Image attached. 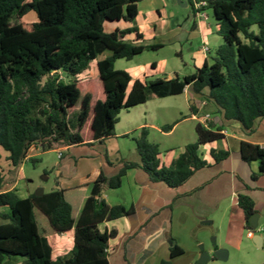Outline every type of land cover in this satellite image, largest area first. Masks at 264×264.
Masks as SVG:
<instances>
[{"label": "trees", "instance_id": "16d2710c", "mask_svg": "<svg viewBox=\"0 0 264 264\" xmlns=\"http://www.w3.org/2000/svg\"><path fill=\"white\" fill-rule=\"evenodd\" d=\"M142 1L0 0V147L8 152L7 160L13 167L21 168L36 149L47 152L82 145L90 109L91 138L102 142L114 135L122 111L146 104L151 96H180L187 87L213 103L226 120L238 122L246 134L254 132L255 122L264 118V0H205L203 9L212 11L223 39L209 55L211 64L206 61L184 78L175 73L136 80L128 92L132 78L117 70L116 62L131 61L159 48L126 41L133 33L142 38L135 26L108 32L106 24L134 23ZM32 12L36 20L23 22ZM14 19L20 21L13 24ZM106 52L110 54L98 61ZM95 61L100 96L94 101L95 83L85 82L81 76ZM173 127L163 130L170 132ZM195 131L196 142L188 144L170 166H164L159 146L149 140V129H140L134 139L140 162H122L113 177L100 173L78 217V207L65 189L27 198L16 188L4 190L16 180L1 168L0 208L8 207L9 213L0 215V264H109L110 241L118 233L102 231L101 225L131 216L134 209L111 207L104 200L99 203L104 188H120L127 171L136 168L153 182L172 189L181 187L209 166L199 155L200 147L224 139L221 128L214 131L199 123ZM240 154L248 164L259 163L264 175L263 148L242 142ZM211 156L219 163L228 159L230 152L212 150ZM237 203L245 217V229L252 230L250 217L256 213L253 199L239 194ZM40 214L46 218L42 222ZM72 230L71 255L54 259L48 235ZM170 252V259L161 264H172L184 254L175 243Z\"/></svg>", "mask_w": 264, "mask_h": 264}, {"label": "crops", "instance_id": "0c3cea01", "mask_svg": "<svg viewBox=\"0 0 264 264\" xmlns=\"http://www.w3.org/2000/svg\"><path fill=\"white\" fill-rule=\"evenodd\" d=\"M174 2L182 6H188L187 0H174ZM165 3L164 0H144L138 3V16L134 23H126L124 21L110 23L106 24V29L111 32L117 28L124 30L135 26L138 28V33L142 38H138V35L133 33L128 35L125 40L135 45H153L159 48L156 50L159 51L164 44L156 43V41L163 36L164 30L168 27L167 21L164 20L166 13ZM197 18L195 29L200 32L204 42L206 40L205 33L211 29V25L206 23L205 27V21L207 20ZM176 39V36H174L173 40L175 41ZM209 55L203 49L201 52L195 53V68H201L209 60ZM101 56L103 58H100ZM101 56L98 61L107 57L105 54ZM93 63H96L97 68V61ZM158 68V66L149 67L145 65H131L126 68L125 71L132 78L128 92L131 90L134 81H144L146 78L154 79ZM180 96H185L186 101L190 102L188 111L191 113V116L189 118L184 117L181 123L190 120L201 124V121L197 120L196 117L201 118L209 115V127L214 131L221 128L224 139L200 147L199 155L209 163V166L197 171L184 185L177 189L169 188L164 183L153 182L148 174L139 168L127 171L120 188H104L101 199L107 205L111 207L121 205L134 209V213L131 216L101 225L102 231L116 230L118 233L117 237L110 241L109 264H161L162 261L170 259V247L173 243L180 247L184 254L175 258L172 264H183L181 261L184 258L189 260L188 264H195L200 255L206 252L203 246V226L214 222L211 215L220 209L224 199H229L230 197L231 202H233L232 200L237 199L239 194H246L253 199L256 213L259 214L258 227L264 229V175L260 174L259 163L252 162L248 164L241 159L240 154L242 142L258 145L264 149V118L255 122L253 133L246 134L238 122L226 120L223 113L213 103L208 102L201 95L194 94L189 87ZM196 96H201L202 99L199 100ZM165 121L167 120L165 119ZM157 123L145 121L136 126V130L142 128L159 130L162 122ZM129 129H133V126ZM129 131L117 133L115 130L113 137L126 139L129 136ZM173 131L174 129L166 133L170 134ZM162 132H164L163 127ZM212 150H228L230 156L226 160L215 163L211 156ZM57 151H61L62 154L63 152L69 153L67 163H65L64 154L60 158V173L67 171L71 167L72 177L80 171L78 165L80 160L87 157L92 158L98 154V151L102 156L104 155V161L99 165L100 168L97 167L98 169L93 170L94 172L90 174L91 180H89V184H86L89 192L81 196L77 194L80 197V202L77 205L76 217L79 216L86 199L90 196L92 184L100 173L107 177H113L119 173L122 168V162H140L138 154V160H121L119 163H115L105 156L107 152L106 144L103 141L98 142L92 138H84L82 145L61 148L57 149ZM183 151L184 149L168 157L160 154L161 165L170 166ZM33 156L34 154H31L28 160ZM16 185L17 182L7 186L4 190L17 189ZM72 188L76 189V187ZM77 192L78 189L75 193ZM30 194L27 189L26 195L21 197L27 198ZM241 212L243 214L242 210ZM8 213V207L0 208V215ZM242 225L245 227L244 214ZM260 236L263 240L261 249L264 252V230ZM47 239L52 247V256L57 259L58 257L55 254L61 255L72 251L74 230L64 234H49ZM259 260L261 261L260 264L263 263L264 257L262 258L261 255Z\"/></svg>", "mask_w": 264, "mask_h": 264}, {"label": "rangeland", "instance_id": "374dc122", "mask_svg": "<svg viewBox=\"0 0 264 264\" xmlns=\"http://www.w3.org/2000/svg\"><path fill=\"white\" fill-rule=\"evenodd\" d=\"M164 2H166L164 20L167 21L168 27L164 30L163 36L159 37L156 41V43L164 44L163 48L159 51H145L132 61L119 60L115 66L117 70L125 71L131 65L158 66L159 68L154 75V79L165 78L174 73L180 78H184L196 72L194 65L195 53L201 52L202 49L208 47L211 51L207 54L213 55L214 51L223 44V39L218 34L217 22L213 17L212 11H206L208 19L207 21L204 20L205 27L206 23H209L211 29L205 33L206 40L203 42L200 32L195 29L198 21L196 20V9L189 4L188 6L175 4L174 0H164ZM36 17V14L32 12L25 16L22 21L25 23L33 22L36 20ZM19 21L14 19L13 24ZM174 36L177 38L175 41L173 40ZM109 54V52L105 53L106 56ZM100 58H103V56ZM208 61L211 64V60L209 59ZM81 77L85 82L92 81L95 83L93 99L94 101L97 100L100 96V90L97 85L99 83V76L96 63H92L88 72ZM197 98L199 100L202 99L201 96ZM188 107H190V102L186 101L185 96H172L162 99L151 96L146 104L128 111H122L120 114V122L116 125L115 130L117 133L130 130L129 136L126 139L115 138L113 136L104 139L103 142L107 148L105 156L115 163H119L121 160H138L139 156L134 139L139 136L140 130H136V126L145 121L154 124L162 122L159 130L149 129V140L159 146L162 155L168 157L169 155L177 154L188 144L195 143L197 140L195 131L197 122L189 120L181 123L184 117L189 118L191 116ZM76 109L77 107L74 110ZM92 114V109H90V119L82 130V136L85 139L91 138L90 124ZM178 122L179 124H177ZM166 125H174V131L170 134L162 132V127ZM131 126H133V129H129ZM0 153L2 155L0 169L2 168L10 179L16 180V187L20 196L26 195L27 189L31 194H35L40 189L49 193L57 190L58 187H63V189L65 188L67 190L68 197L75 207L80 202V197L77 194L81 196L89 192L86 184H89V180H91L90 174L94 172L93 170L100 168L99 165L104 161V155L102 156L98 151L96 156L80 160L78 164L80 171L72 177L71 167L67 171L60 173L61 160L58 157L57 150L43 152L41 149H36L32 152L34 154L31 157L33 161H25L21 169L20 167L15 168L11 165L7 160L9 156L8 152L1 147ZM63 154L66 160L65 163H67L69 153L63 152ZM71 187H76V189H71ZM77 189L78 192L75 193ZM232 201L230 197L229 199H224L220 209L211 215L214 222L203 226V246L205 251L212 257L206 264H260L259 257L262 255L263 258L264 252L257 247L253 238L247 237L249 230L245 229L244 225H242L243 214L237 205V199ZM39 219L42 222L46 218L40 214ZM259 228L260 230H252L257 235H261L264 229ZM218 250H224V259H219L214 256ZM70 255L71 251L62 253L61 255L55 254L57 257ZM199 259L200 257L195 261L197 264ZM181 262L188 264L189 260L184 258Z\"/></svg>", "mask_w": 264, "mask_h": 264}, {"label": "water", "instance_id": "95a60500", "mask_svg": "<svg viewBox=\"0 0 264 264\" xmlns=\"http://www.w3.org/2000/svg\"><path fill=\"white\" fill-rule=\"evenodd\" d=\"M187 5V4H186ZM58 190H61V187H58ZM37 196H42L44 194V191L42 189L38 190L36 193H35ZM102 201L101 198L98 199V202L100 203ZM258 221H259V214L258 213H254L251 217H250V226L252 229H256L258 227ZM253 241L254 243L257 245L258 248H262L263 245H262V237L260 235H255L253 237ZM224 251H216L214 256H216L217 258L219 259H224ZM212 259V257L210 256L209 253L207 252H203L201 255H200V259L198 261V264H206L208 261H210Z\"/></svg>", "mask_w": 264, "mask_h": 264}, {"label": "built area", "instance_id": "2783aa9c", "mask_svg": "<svg viewBox=\"0 0 264 264\" xmlns=\"http://www.w3.org/2000/svg\"><path fill=\"white\" fill-rule=\"evenodd\" d=\"M190 1L193 3V7L197 11V17H200L201 19L207 20L208 19V15L206 14V11L203 9L205 6H207V2L205 0H190ZM203 50H204V52L206 54L210 52V49L208 47H205ZM209 118H210L209 115H207L205 117H201V118L196 117V119L201 121V124L206 126V127H208ZM62 156H63L62 152L58 151V157L62 158ZM256 229L260 230L259 227H257ZM256 229H253V230H256ZM253 230H249L248 231V234H247L248 238H253L256 235V233L253 232Z\"/></svg>", "mask_w": 264, "mask_h": 264}]
</instances>
